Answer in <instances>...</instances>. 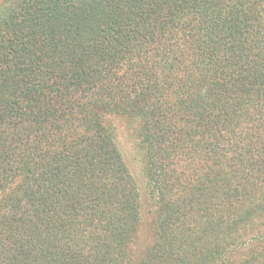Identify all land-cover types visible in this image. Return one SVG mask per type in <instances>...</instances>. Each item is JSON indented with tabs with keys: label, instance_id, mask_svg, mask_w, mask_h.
<instances>
[{
	"label": "trees",
	"instance_id": "obj_1",
	"mask_svg": "<svg viewBox=\"0 0 264 264\" xmlns=\"http://www.w3.org/2000/svg\"><path fill=\"white\" fill-rule=\"evenodd\" d=\"M0 264H264V0H0Z\"/></svg>",
	"mask_w": 264,
	"mask_h": 264
},
{
	"label": "rangeland",
	"instance_id": "obj_2",
	"mask_svg": "<svg viewBox=\"0 0 264 264\" xmlns=\"http://www.w3.org/2000/svg\"><path fill=\"white\" fill-rule=\"evenodd\" d=\"M115 127L117 128L118 133V145L134 179L136 180L142 197V222L138 233V250L143 251L153 239L152 225L156 213V206L147 194L148 189L142 173L141 155L138 154L136 148L134 131L128 126H125V124L119 120L115 122Z\"/></svg>",
	"mask_w": 264,
	"mask_h": 264
}]
</instances>
